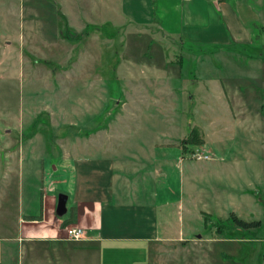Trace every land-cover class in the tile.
Listing matches in <instances>:
<instances>
[{
	"label": "rangeland",
	"instance_id": "374dc122",
	"mask_svg": "<svg viewBox=\"0 0 264 264\" xmlns=\"http://www.w3.org/2000/svg\"><path fill=\"white\" fill-rule=\"evenodd\" d=\"M156 2L0 0V138L10 141L11 151L14 152L10 154V160L15 157L16 163L9 167L8 185L14 190L15 201H22L26 197V185L33 187L36 184L33 178L26 176V171L32 172V169H26V163L29 166L38 153L26 152L41 150V154H46L49 160L40 164L44 165V169H50L49 165L53 167L60 161L55 159L60 150V156L65 158V154H71L75 148L71 145L73 140L85 139L89 131L75 129L74 125H77L76 128L87 127V120L95 128L109 124L112 143L124 141L125 144L138 138H151V132L178 138L193 127L206 146L195 147L189 153L190 158L195 152L204 153L209 158H191L190 161L198 176H212L204 181L197 178L196 182L190 176L188 185L195 190L199 185H206L208 197L204 206L210 217L203 226L196 221L194 211H189V214L183 211L182 224L186 229L188 225L199 224L195 234L198 238L192 236L191 244L185 245L178 255L162 256L160 264L162 261L169 264H264V180L261 172L264 148L255 146L254 156L258 160L250 164L249 169L245 165L240 167V181H245L247 174L249 179L253 175L256 204H248L241 197L232 207L231 192H226L230 187L229 156L234 149L231 113L224 112L217 120L212 113L209 114L213 111L211 101L214 97L207 99L204 105L201 100L202 96L210 95L211 86L199 79V75H208L213 79L217 76L224 77L229 83L230 79L223 74L230 72L226 67L235 69L239 66L237 61L248 54L260 52L264 55V48L260 51L252 48L229 49L226 52L227 61L222 60V65L220 53L212 49L228 39L222 29V34L215 37L221 39L218 43H211L204 34H200L198 38L208 41L205 42L207 44L181 47L177 40L173 42L163 37L153 15L155 8L157 16L161 14L164 23L173 29L177 25L170 20H177L178 9L171 6L170 0ZM261 39L262 36L259 41ZM254 64H241V67L247 66L252 76L250 80H239L240 84L249 86L243 90L249 92L250 97H243V100L253 102L254 106L249 104L251 108H256L257 103L264 99L263 77L254 74ZM92 74L96 77L94 94H91L93 80L88 82L86 90L83 89L86 82L80 80ZM170 75H178V78L172 79ZM122 76L137 82L124 81ZM133 86L145 90L146 94L141 99L122 96L123 90L129 92ZM77 95L83 97L78 98ZM92 95V101L85 98ZM87 100L92 105L91 111L77 114L82 106L87 105ZM205 105L208 106L207 113L202 108H206ZM134 106L141 108L131 114ZM172 106L183 112L175 113L177 119L171 112ZM258 117L255 126L261 127L256 131V137L260 132L264 133L262 113ZM217 121L223 123L219 125L223 130L220 138L217 137L220 136L216 131ZM239 138L247 149L243 136ZM29 140L33 141L32 144ZM176 145H179V140ZM220 155L228 156L223 166L215 163ZM64 161L62 163L70 164L69 160ZM216 173H222L219 177L221 181L214 176ZM192 195L197 198L194 193ZM54 201L45 200V206L53 207ZM196 204L201 203L196 200ZM199 213L201 216L203 211ZM229 213L246 222L256 218L260 224L249 229L235 227L229 220Z\"/></svg>",
	"mask_w": 264,
	"mask_h": 264
},
{
	"label": "crops",
	"instance_id": "0c3cea01",
	"mask_svg": "<svg viewBox=\"0 0 264 264\" xmlns=\"http://www.w3.org/2000/svg\"><path fill=\"white\" fill-rule=\"evenodd\" d=\"M158 2L161 0H157L156 4ZM170 2L173 8L178 9L177 20H170L176 23L175 28L169 29L163 16H157L155 8L153 15L163 37L173 42L177 40L181 47H202L207 44L208 41L198 38L200 34H204L205 39H210L211 43H218L221 39L215 37L221 35L223 30L224 37L228 39L219 43L222 45L212 48L220 53L222 65V60L227 61L226 52L229 49L252 48L260 51L264 48V0ZM242 58L237 61L239 66L235 69L226 67L230 72L223 74L230 79L229 83L224 77L216 76L213 79L208 75H199L201 82H209L211 86L210 95L208 93L202 96L203 105L207 99L214 97L211 101L213 111H209V114L212 113L217 120L224 112L231 113L234 149L229 156L230 187L226 190L223 185L220 186L224 187L226 192L230 190L232 207L241 197L248 204H256L257 192H253L256 186L253 175L249 179L247 174L246 180L240 181V167L245 165V168L249 169V165L258 160L254 156L255 146L264 148V133L260 132L256 137V131L261 126H255L259 121V113H262L261 120L264 122V99L263 102L257 103L256 108H251L249 104L254 106L253 102L247 103L243 100V97H250L249 92L243 90L249 86L240 84L239 81L242 78L250 80L249 77L252 76L247 66L241 67V64L254 62V74L263 77L261 82L264 83V55L259 52ZM170 77L175 79L178 75ZM80 80L86 82L83 87L85 90L88 89V82L93 80L91 94H94L96 77L92 74ZM123 80L130 79L123 77ZM132 81L137 82L136 79L129 82ZM262 87L264 89V84ZM201 88L205 92L203 84ZM131 90H123L122 96L141 99L146 94L145 90L137 86H133ZM87 93L89 94L88 91ZM92 97L93 95L85 98H91L92 101ZM89 104L87 100V105L82 106L77 114L89 113L92 109ZM205 107L202 108L204 111L206 109L207 113L208 106ZM139 108L141 107L134 106L130 113H135ZM171 112L176 119L175 113H183L174 106ZM219 122L217 121L216 131L219 132L220 136L217 137L220 138L223 130L219 125L222 126L223 123ZM86 124L87 127L76 128L77 125L73 123L75 129L89 133L85 139L73 140L71 145L75 148L71 154H65V158L60 156V150V155L55 158L60 161L53 167L49 165L51 168L48 170L40 164L41 161L45 164L49 160L46 154L43 156L41 150L32 149L26 152L38 153L29 166L26 163V169H32L31 173L26 171V176L33 178L36 184L33 187L26 185V197L22 201H15L14 190L8 185L9 167L16 164L15 157L10 160V154L14 152L11 151L10 141L0 138V264H160L162 256L178 255L185 245L191 244L192 236L198 238L195 234L199 224L195 223L191 227L188 225L186 229L182 224V213L184 211L189 214V211H194L196 221H200L204 226V215L206 218L210 217L204 206L208 192L206 185H199L196 190L191 189L188 185L189 178L191 176L193 182H196L197 178L204 181L212 175L198 176L190 156L182 153L179 145H176V141H180L185 134L178 138H167L150 131L151 138H138L129 144L124 141L112 143L109 124H105L103 128L89 125L88 120ZM199 128L202 130L200 125ZM239 136H243L247 149H244ZM200 138L202 144L198 147H205L206 142ZM29 142L32 144L33 141ZM60 145L62 146V143ZM40 146H43V143H40ZM226 158L228 156L220 155L215 163L223 166ZM64 160H69L70 164L62 163ZM261 172L264 180V164ZM221 175L222 173L214 174L217 178ZM192 193L197 195V198L193 197ZM58 194L66 197L65 213L61 216H56L55 212L52 215ZM47 199L55 200L53 207L45 206ZM195 199L201 204L195 205ZM199 211H203L201 216ZM235 217L239 219L238 216ZM252 221H258L260 224L256 218ZM70 227L81 228L86 234L78 241L69 240L65 237L64 229ZM175 246L179 248L174 249ZM161 264L169 263L162 261Z\"/></svg>",
	"mask_w": 264,
	"mask_h": 264
},
{
	"label": "trees",
	"instance_id": "16d2710c",
	"mask_svg": "<svg viewBox=\"0 0 264 264\" xmlns=\"http://www.w3.org/2000/svg\"><path fill=\"white\" fill-rule=\"evenodd\" d=\"M202 144V139L199 137V134L197 133V130H195L193 127L187 132V134L179 141V147L181 149V152L185 153L186 155L192 150H195V147H198ZM230 222L234 224L235 227H239L241 229H249V228H257L259 226L258 221H251L246 222L241 219H237L234 215L229 214L228 215ZM207 218L204 215L203 218V224L205 225ZM219 233V231H217ZM220 234V233H219Z\"/></svg>",
	"mask_w": 264,
	"mask_h": 264
},
{
	"label": "built area",
	"instance_id": "2783aa9c",
	"mask_svg": "<svg viewBox=\"0 0 264 264\" xmlns=\"http://www.w3.org/2000/svg\"><path fill=\"white\" fill-rule=\"evenodd\" d=\"M182 1H189V0H182ZM191 158H195L196 160H207L209 157L201 152H195L192 154ZM65 237L72 241H78L84 237L86 231L78 227H70L64 229Z\"/></svg>",
	"mask_w": 264,
	"mask_h": 264
},
{
	"label": "water",
	"instance_id": "95a60500",
	"mask_svg": "<svg viewBox=\"0 0 264 264\" xmlns=\"http://www.w3.org/2000/svg\"><path fill=\"white\" fill-rule=\"evenodd\" d=\"M65 200L66 197L63 194H58L56 196V205L54 209L56 216H61L65 213V207H64Z\"/></svg>",
	"mask_w": 264,
	"mask_h": 264
}]
</instances>
